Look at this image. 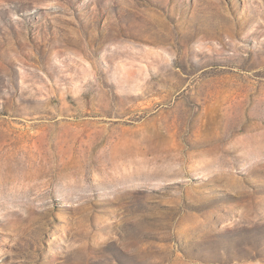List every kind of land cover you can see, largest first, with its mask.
<instances>
[{"label":"rangeland","instance_id":"rangeland-1","mask_svg":"<svg viewBox=\"0 0 264 264\" xmlns=\"http://www.w3.org/2000/svg\"><path fill=\"white\" fill-rule=\"evenodd\" d=\"M0 264H264V0H0Z\"/></svg>","mask_w":264,"mask_h":264}]
</instances>
